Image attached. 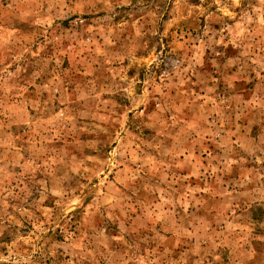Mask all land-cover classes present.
I'll use <instances>...</instances> for the list:
<instances>
[{"label":"rangeland","instance_id":"374dc122","mask_svg":"<svg viewBox=\"0 0 264 264\" xmlns=\"http://www.w3.org/2000/svg\"><path fill=\"white\" fill-rule=\"evenodd\" d=\"M0 264H264V0H0Z\"/></svg>","mask_w":264,"mask_h":264}]
</instances>
